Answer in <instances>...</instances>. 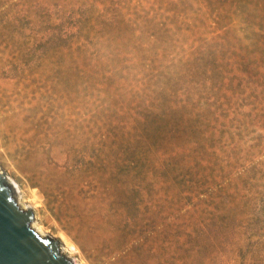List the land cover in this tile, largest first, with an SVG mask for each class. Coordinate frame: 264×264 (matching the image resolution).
<instances>
[{"label": "rangeland", "instance_id": "rangeland-1", "mask_svg": "<svg viewBox=\"0 0 264 264\" xmlns=\"http://www.w3.org/2000/svg\"><path fill=\"white\" fill-rule=\"evenodd\" d=\"M0 172L73 264H264V0H0Z\"/></svg>", "mask_w": 264, "mask_h": 264}, {"label": "water", "instance_id": "water-1", "mask_svg": "<svg viewBox=\"0 0 264 264\" xmlns=\"http://www.w3.org/2000/svg\"><path fill=\"white\" fill-rule=\"evenodd\" d=\"M14 191L0 173V264H73L57 239L33 230V209H21Z\"/></svg>", "mask_w": 264, "mask_h": 264}, {"label": "bare ground", "instance_id": "bare-ground-1", "mask_svg": "<svg viewBox=\"0 0 264 264\" xmlns=\"http://www.w3.org/2000/svg\"><path fill=\"white\" fill-rule=\"evenodd\" d=\"M1 173V172H0ZM5 180H7L8 181V179L5 177ZM10 181V180H9ZM8 181V182H9ZM11 182V181H10ZM14 193V195H15V191L13 192ZM15 199H18V201H16V203H17V205L21 208V209H28V208H30L31 206L30 205H26V204H24L22 201H20V199L18 198V197H16V195H15ZM36 220H37V218L35 217V220L31 223V227L33 228V230L36 232V233H38L39 235H42V237H44V236H47V234L41 229V227H39L38 225H37V223H36ZM59 250H60V253L61 254H63V255H65V256H67L68 257V255H66V251H67V249H64L63 247H61V248H59ZM92 258H93V260L94 259H96L97 258V256L96 255H94V254H92ZM90 261L93 263V261H92V259L90 258Z\"/></svg>", "mask_w": 264, "mask_h": 264}]
</instances>
